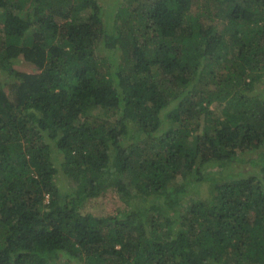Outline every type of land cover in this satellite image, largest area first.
Returning <instances> with one entry per match:
<instances>
[{"label": "trees", "instance_id": "obj_1", "mask_svg": "<svg viewBox=\"0 0 264 264\" xmlns=\"http://www.w3.org/2000/svg\"><path fill=\"white\" fill-rule=\"evenodd\" d=\"M0 264H264V0H0Z\"/></svg>", "mask_w": 264, "mask_h": 264}, {"label": "rangeland", "instance_id": "obj_2", "mask_svg": "<svg viewBox=\"0 0 264 264\" xmlns=\"http://www.w3.org/2000/svg\"><path fill=\"white\" fill-rule=\"evenodd\" d=\"M197 7L198 6H195L194 9H197ZM2 76L5 77L4 74H2ZM231 166L232 165H230V167L229 166L224 167L220 165V166L215 167L214 171L213 169H211V172L208 173L206 177L208 176L212 178L214 177L215 179L210 180L208 179L209 178L208 177L206 178V180L202 182H199V183L195 182L194 185H192L189 189V194H188L187 199L192 198V199L199 200L205 197L207 194V191L211 187H213L212 181L227 180L230 174L235 173V168ZM229 172L231 173L229 174ZM57 180H58L59 188L64 193V196L71 197L72 192H73V188L71 187L73 186L72 181L67 178L59 179V177ZM183 202L184 204H186L187 200ZM126 205L127 203L123 202L115 191H109L102 197L90 200V202L87 203L83 207V211L84 210L92 211L96 215L115 214L119 210H123L126 208L128 209Z\"/></svg>", "mask_w": 264, "mask_h": 264}]
</instances>
